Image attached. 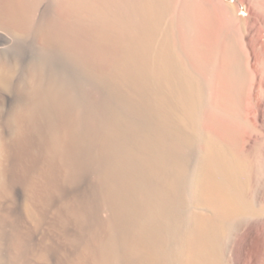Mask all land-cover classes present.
<instances>
[{
  "label": "bare ground",
  "instance_id": "bare-ground-1",
  "mask_svg": "<svg viewBox=\"0 0 264 264\" xmlns=\"http://www.w3.org/2000/svg\"><path fill=\"white\" fill-rule=\"evenodd\" d=\"M209 1L0 0V264H235L239 234L264 253V0ZM87 166L108 218L45 223ZM18 184L31 224L3 204Z\"/></svg>",
  "mask_w": 264,
  "mask_h": 264
},
{
  "label": "rangeland",
  "instance_id": "rangeland-1",
  "mask_svg": "<svg viewBox=\"0 0 264 264\" xmlns=\"http://www.w3.org/2000/svg\"><path fill=\"white\" fill-rule=\"evenodd\" d=\"M227 1L232 3L235 0H225L226 3H228ZM204 3L209 10L213 8L209 0H204ZM22 56L23 55L20 57ZM76 67L77 66L69 60L66 63L68 83L72 93L75 97H78L77 100H79L82 107L85 105L89 107L93 106V108L96 105L97 107L100 100L102 101L103 98H106L104 91L105 87L96 85L94 81L87 76L88 74L86 72L82 71L83 73L80 74L79 71L81 70ZM16 68H19L18 64H16ZM106 101H112V99ZM5 108L6 107H0V110L4 109V112ZM4 134L6 133L4 132ZM6 137L8 139L7 134L4 138L6 139ZM89 163L91 164V162ZM57 184L58 185L52 191L45 223H49L53 227L59 226L73 229L77 222L71 217L68 208L70 206H79L82 204H87V207H89L87 211L89 223H98L108 218L110 210L100 201L97 190L96 174L90 166L80 170L75 178L64 180ZM3 201L5 207L9 209L15 208L17 210V215L23 218L26 224L29 222L25 220V191L22 185H16L14 193L5 196ZM41 210L42 209H39L37 214H40ZM36 217L38 218V216ZM29 224L31 223L29 222ZM246 237V234L238 235L235 264H264V253L262 252H253V254L250 253L248 256L242 255V252L247 249ZM56 239L58 238L53 237L54 241ZM256 242L257 240L254 239L253 244L255 245Z\"/></svg>",
  "mask_w": 264,
  "mask_h": 264
}]
</instances>
